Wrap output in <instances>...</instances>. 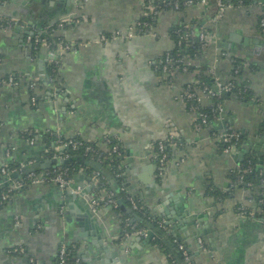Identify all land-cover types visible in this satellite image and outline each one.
<instances>
[{"label":"crops","instance_id":"obj_1","mask_svg":"<svg viewBox=\"0 0 264 264\" xmlns=\"http://www.w3.org/2000/svg\"><path fill=\"white\" fill-rule=\"evenodd\" d=\"M144 1L11 0L0 6L3 17L18 22L14 31L0 30V80L10 74L21 77L17 87H0V167L9 162L6 148L25 162L50 159L44 157L45 133L66 140L79 137L104 152L109 150L105 138H117L126 167L119 213L110 207L93 213L85 170L70 180L71 187L84 189L80 196L50 182L28 184L15 193L0 211V264H52L62 245L70 246L82 264H168L165 254L143 237L122 238V221L133 215L129 200L136 197L152 216L171 225L195 264H264V218L236 213L238 205L254 207L249 194L238 189L233 197L213 195L229 192L241 161L255 149L264 150V130L259 132L264 122V36L258 29L264 0L243 7L225 0L228 7L220 21L205 20L218 36L206 62L227 82L234 60H243V78L253 91L252 102H229L226 118L214 122L220 131L248 133L249 149L243 144L231 154L219 152L209 128L202 133L193 129L179 95L194 76L177 75L172 83L155 68L174 48L172 28L201 18L202 7L160 11L149 34L129 36L143 16ZM69 19L77 23L54 32L71 47L60 57L58 88L47 71V47L33 54L32 38ZM106 35L113 39L103 41ZM30 82L40 97L37 105L31 104ZM26 131L37 134L34 146L24 139ZM170 134L188 144L172 154L160 176L155 144Z\"/></svg>","mask_w":264,"mask_h":264},{"label":"trees","instance_id":"obj_2","mask_svg":"<svg viewBox=\"0 0 264 264\" xmlns=\"http://www.w3.org/2000/svg\"><path fill=\"white\" fill-rule=\"evenodd\" d=\"M160 0H155L154 3H159ZM194 4H198L201 0H193ZM217 1L218 0H208L209 3V12L206 14H203L201 18L194 19L190 23H181L176 25L171 30V36L174 41V48L164 54L161 57V61L158 62L155 65L156 73L159 75L163 74L161 62L164 61L166 58V55L169 54L171 58L175 61L177 59V55L179 54L180 57L185 58L187 60H192L196 63V66H191L189 68V72L193 73L195 75V78L198 79V84H192V87H200L203 86L208 87L209 89L214 88L213 80L211 79V75L209 73V64L205 62L202 64L200 62V56L205 55V50L201 46L198 34L201 30H207L208 32L213 33L211 28H208L205 25V20L211 21L216 14L218 13V7H217ZM225 2V0H222ZM243 5H256L257 0H242ZM11 0H0V6L10 3ZM157 2V3H156ZM187 0H167L168 5H162L159 7V9H156L154 13H148L147 10L145 11V15L141 17L139 22L138 29L136 31L137 35H146L149 34L153 28L156 25V22L158 20L157 13L160 11H171L173 9V4L178 3L180 6L178 8V12H185L187 9L186 6ZM227 3V2H225ZM236 6H239L238 0L235 3ZM175 11V10H174ZM264 18V14L259 18L258 20V29L261 31L260 21ZM11 18L1 17L0 20V30L3 31L4 26H6V23L8 21H11ZM211 23V22H210ZM74 24H69L65 22L57 23L53 27L47 29L43 35H38V37L32 38V44H33V54L39 53L42 48L47 47L48 53L52 51H56L59 47V45H68V43L63 40L62 38L56 37L54 35V32L60 28L62 29H68L72 28ZM17 26L12 23V31L16 30ZM10 30V31H11ZM193 33V34H192ZM262 36L264 34L261 33ZM107 38H111L110 35H106ZM37 38L38 41H35ZM47 44V46H45ZM68 51V50H67ZM65 51V52H67ZM243 61V60H241ZM240 60H234L233 63V70H232V80L231 84L233 86L231 92H226L221 94L220 96H214L209 100V107H201L199 110L203 111L205 114L208 115L209 120L211 121L210 126L208 127L210 129L211 136L213 134H219L221 132H225L227 134H230L233 130L231 128H227L223 131H220L218 129L214 128V118L218 115H220L219 110L224 109L225 106L231 101H237V102H245L249 103L252 102L253 98V91L249 87V82L243 78V71H242V63ZM47 71L49 76L55 81V86L59 88L58 83V77H59V68L60 65L55 66V64L50 63L48 61L47 63ZM175 67L174 62L169 64V68L173 69ZM12 77L14 79V82L18 83L17 85H12L13 87H17L19 85V81L21 77L17 75L10 74L5 77V79H1V81L5 80L7 81L8 78ZM171 78H166L168 81ZM2 84L1 86H3ZM30 85L33 86V88H30ZM29 86V92L32 97H35L38 102H40V97L35 95V89L36 84L33 82L28 83ZM187 86H185L186 88ZM184 88V89H185ZM36 104V105H37ZM192 106H199V104L195 101H188L186 109L187 111ZM214 117V118H213ZM207 128V129H208ZM194 129V127H193ZM264 130V122L261 125V131ZM236 131L237 137L231 138L230 141L225 144L222 143V141H217L216 146L218 147V150L220 153L225 154V150L229 147H234L236 150H240L248 136V133L240 131V130H234ZM24 139L29 140L31 138L35 139V142L37 143V134L32 131H26L23 134ZM63 141L66 146H62V149L60 151L55 150V146L58 141ZM70 139L66 140L61 137H57L55 134H48L45 133L41 136V141L47 148V152L44 153V157L46 158H53L56 156H68L65 160L67 163L63 166L56 167L55 169H49V170H42L40 168H37L34 173H49L48 179H52L56 173L58 172H65L67 175V178L71 180L73 175L77 172H82V170L87 171L88 176L91 180V193L89 197H99L100 191L104 190L106 192H111L114 194V197L117 199V193L110 187V184L108 181L102 176L100 173L94 172L91 168L86 166L84 164V160H96L100 162V164L106 168L109 169L112 174L114 175V179L117 182L118 190H120V197L124 198V188H125V181H126V167L124 164V150L121 147L119 141L117 138L110 137L111 140V147L107 152L102 151L98 145L91 144L84 142L79 137H73L71 140L74 142H80L81 144H77L76 147H73L72 144H68V141ZM160 142H165L166 146V153L168 154V159L172 157V154L177 150H184L186 148V145L188 144L184 139L181 138H175L172 140H168V138L164 140H160L155 144L156 149V162L159 160V151H158V144ZM175 145V146H174ZM113 147H116V151L113 150ZM37 162L36 160H29V162ZM28 162H25L23 160L12 158L8 162V169L10 172V176L13 177V175L17 174V177H13V181H16L18 183H21L23 186L22 188L15 189L11 191L10 198L8 201L3 203V207L8 204V202L11 200V197L21 191L24 190L25 187L28 185V179L27 175H24L22 173V168L24 164H27ZM248 172H245V171ZM95 175V179H93V176ZM87 176V177H88ZM7 176H0V182H4ZM232 177V189L229 190L225 195L221 194L220 192L214 193L213 195L216 197L221 198H227V197H233L235 190L243 189L249 194V200L253 201L254 207L251 209L244 208L242 205H238L236 207V213H239L243 216H251L252 213L254 217L257 218H264V157H261L259 154L252 153L249 155V157H246L244 160L241 161L240 167L234 171V173L231 175ZM12 182H6L4 185L0 188V196L2 193H6L13 185ZM51 183V182H50ZM93 186V187H92ZM136 204L138 205L137 210H133V215L123 219L122 221V238H124L126 235L133 236L135 232L139 230H146L151 233V238L149 239L148 243L151 246L158 247L167 257L168 264H195L193 260V254L190 252V250L186 247V245L181 241L178 240L177 237L169 230L167 232H164L159 226L158 222L159 220L155 218V216H152L150 214V211L148 208H146L140 198H134ZM101 209H104L108 206L104 205V201H99ZM114 211L120 212V205L118 204L117 208H112ZM177 241H176V240ZM176 241V242H175ZM179 244L184 245L187 248L190 260L187 262L184 257L182 256L181 251L179 250L178 246ZM66 246V245H63ZM203 247V246H202ZM204 248V247H203ZM67 249V257L69 264H74L75 258L73 255V251H71L70 246H66ZM18 254V253H17ZM57 262V260H56ZM55 262V263H56Z\"/></svg>","mask_w":264,"mask_h":264},{"label":"built area","instance_id":"obj_3","mask_svg":"<svg viewBox=\"0 0 264 264\" xmlns=\"http://www.w3.org/2000/svg\"><path fill=\"white\" fill-rule=\"evenodd\" d=\"M155 0H145L144 1V13L143 15H145V11L147 10L148 13H154L156 9H159L160 6L162 5H168L167 0H160L159 3L155 4L154 3ZM238 4L239 7H243V1L242 0H238ZM3 5V4H2ZM179 4L175 3L173 4V9L175 11L178 10L179 8ZM186 6L187 8L189 7H193V6H201L203 9V13L206 14L207 12H209V3L208 0H201L198 4H194L193 0H187L186 2ZM217 7H218V13L216 14V16L210 21L212 24H216L218 21H220V19L223 17L228 4L223 2L222 0H218L217 1ZM2 15L0 14V20H1ZM65 23H69V24H75L77 23V20H66L64 21ZM12 23H14L16 26L18 25V22L16 20H11L8 21L6 23V26H4L3 31H10L12 29ZM139 26V22L135 23V26L132 28V32L129 34L132 35L133 33L136 34V31L138 29ZM260 26H261V31L260 33L264 34V18L260 21ZM193 34V33H192ZM113 39V36H111V38H107L106 36H104L102 38L103 41H111ZM198 39L199 42L201 44V46L203 47V49L205 50V54L204 58L206 59L207 55H209V51L211 50L210 48L213 47V45L217 42L218 40V36L216 34L208 32L206 29L205 30H201L198 34ZM35 41H38L37 38ZM47 46V44L45 45ZM71 47L69 45H59L58 49L56 51H52L49 53V62L55 64V66L60 65V61H61V56L62 54L67 51L70 50ZM221 56H226L225 52H221ZM207 60V59H206ZM172 62H174L175 67H173V69L169 68V64H171ZM196 66V63L192 60H187L185 58L180 57V55H177V59H175V61L171 58V56L169 54L166 55V58L164 59L163 62H161V66H162V70H163V76L169 78L171 76V78L169 79L171 82L173 81V79L177 76V75H193L194 78L188 82L187 84L184 85V87L182 88L181 92H180V97L179 99L185 104V106H187L188 101H195L199 104V106H192L190 107V109L188 110V112L191 115L192 118V126L194 127V130L197 133H202L205 129H207L210 124L211 121L208 118V115L205 114L203 111L199 110L201 107H209V100L214 97V96H220L223 93L226 92H231L232 91V84L231 81H223L219 74L217 73L216 68H214V65H209V73L211 75V79L213 80V84H214V88L213 89H209L208 87L203 86L202 88L200 87H192V84H198L199 81L197 78H195V75L193 73L189 72V68L191 66ZM170 82V85L173 83ZM2 84H7V85H17L18 83L14 82V79L12 77L8 78L7 81H1L0 80V87ZM185 86H187L185 88ZM30 88H33L32 85H30ZM185 88V89H184ZM31 104L32 105H36L37 104V100L35 97L31 98ZM222 111L223 109L219 110L220 115L216 116L214 118V122L215 121H221L223 119L222 116ZM236 138L237 134L236 131H232L230 134H227L225 132H221L219 134H213L212 138L214 139L215 143L217 141H222V143L227 144L231 138ZM177 138L175 135L170 134L168 137V140H172ZM28 141V144L30 146H34L35 145V139L31 138ZM105 143L109 146V148L111 147V140L109 137L105 138ZM68 144H72L73 147H76L77 144H81L80 142H74L73 140H69ZM67 144H65L63 141H58L56 146H55V150L60 151L62 149V146H66ZM175 146V145H174ZM13 150L12 148H6L5 150V156L8 160H11L13 158ZM113 150L116 151V147H113ZM103 151V150H102ZM158 151H159V160L157 162V167H158V173L160 176H162L164 174V171L167 167V164L169 162L168 159V154L165 152L166 151V146H165V142H160L158 144ZM234 151H236V149L234 147H229L225 150L226 154H231ZM62 160H66L68 156H56ZM34 164L32 162H28L26 165H31ZM8 164H3L0 167V176H7L4 182H0V188L4 185V183L6 182H12V177L10 176V172L8 169ZM245 172H248L247 170ZM49 177V173H39V174H35L34 172L27 175V179H28V184L29 185H37V184H42V183H46V182H51L53 184H56L60 190L67 191L69 193H71L74 196H80L83 195L84 193V189L81 188H73L70 185V180L67 178V175L65 172H58L56 173V175L52 178V179H48ZM93 179H95V175L93 176ZM22 184L18 183V182H13L12 187L5 193H2L0 196V211L3 208V203L8 201L10 198V194L12 189H19L22 188ZM100 200L104 201V205L110 207V208H117L118 207V201L117 199L114 197V194L111 192H106L104 190L100 191V195L99 197H90L89 199V205L90 208L92 209L93 213L98 214L99 211L101 210V206H100ZM130 204L132 205L133 210H137L138 209V205L136 204L135 200L131 199L129 200ZM158 226L164 231L167 232V230L170 231V227L171 225L168 224L165 221H159L158 222ZM134 235H138L143 237L144 239H148L150 238L149 232L146 230H139L137 232L134 233ZM176 242V241H175ZM198 244L200 247L203 246V242L201 240L198 241ZM179 250L182 253V256L184 257V259L189 262L190 257L187 251V248L182 245L179 244L178 246ZM15 252H19V253H23V249H16ZM32 264H40V263H36L34 262V260H31ZM52 264H69L68 262V257H67V249L66 246H61L58 252V258H57V262L56 263H52ZM74 264H82L80 260H75Z\"/></svg>","mask_w":264,"mask_h":264},{"label":"water","instance_id":"obj_4","mask_svg":"<svg viewBox=\"0 0 264 264\" xmlns=\"http://www.w3.org/2000/svg\"><path fill=\"white\" fill-rule=\"evenodd\" d=\"M200 62L202 64H204L206 62V59L204 58L203 55L200 56ZM228 109H229V106H226L223 109V111H222V116L225 117V118H226V111ZM222 123L225 124L226 123V119H224L222 121ZM244 147H245V149H249V143L247 144V139L244 142ZM254 151L260 153V155L264 154V150H262V149H255ZM236 157L239 158L240 155H236ZM83 162H84V164L86 166L91 168L94 172L100 173L102 176H104V178L110 184V187L117 193V188H116L117 182L114 179V175L112 174V172L109 169L104 168L100 164V162H98L96 160H84ZM66 163H67L66 161H64V160H62V159H60L58 157H53V158H50V159H44V160H41V161H37L34 164H31V165L23 167L22 168V173L24 175H29V174L33 173L37 168H40L42 170L55 169L56 167L63 166ZM13 177H17V174L13 175ZM117 198H118V204L121 205L122 202L120 200L121 198H120L119 194H117ZM130 212L132 213V211H130ZM149 235H150V238H151V233L150 232H149ZM150 238L146 239L145 243H147Z\"/></svg>","mask_w":264,"mask_h":264}]
</instances>
